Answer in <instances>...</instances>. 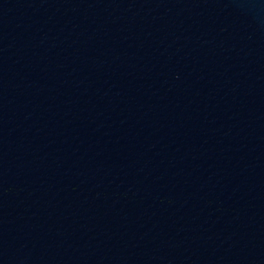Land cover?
Returning <instances> with one entry per match:
<instances>
[{
    "label": "water",
    "instance_id": "95a60500",
    "mask_svg": "<svg viewBox=\"0 0 264 264\" xmlns=\"http://www.w3.org/2000/svg\"><path fill=\"white\" fill-rule=\"evenodd\" d=\"M0 264H264V0H0Z\"/></svg>",
    "mask_w": 264,
    "mask_h": 264
}]
</instances>
